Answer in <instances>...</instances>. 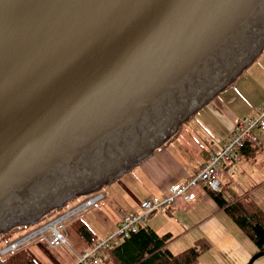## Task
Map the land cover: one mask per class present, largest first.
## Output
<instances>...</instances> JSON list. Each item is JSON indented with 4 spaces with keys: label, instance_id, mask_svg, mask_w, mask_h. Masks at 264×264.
<instances>
[{
    "label": "water",
    "instance_id": "obj_1",
    "mask_svg": "<svg viewBox=\"0 0 264 264\" xmlns=\"http://www.w3.org/2000/svg\"><path fill=\"white\" fill-rule=\"evenodd\" d=\"M263 49L264 0H0V236L139 165Z\"/></svg>",
    "mask_w": 264,
    "mask_h": 264
},
{
    "label": "crops",
    "instance_id": "obj_2",
    "mask_svg": "<svg viewBox=\"0 0 264 264\" xmlns=\"http://www.w3.org/2000/svg\"><path fill=\"white\" fill-rule=\"evenodd\" d=\"M222 103L218 98L215 99L207 106L210 109H206L205 113L211 115L212 118H215L214 115L219 116L226 124L227 131L223 140L218 141V138L213 140L209 134L211 139L203 138L199 134L201 130L193 128L191 119L183 125L177 136L167 139L154 149L151 156L107 185L108 198L118 200V206H120L117 211L118 223L115 232L119 229L124 215L140 212L143 201L163 197L174 184L183 183L193 177L199 168L210 160L212 153L226 146L240 121L258 114L260 109L264 108L262 105L259 109H251L241 116L237 114L230 116L229 108ZM249 113H253V115H249ZM198 125L201 126L199 123ZM203 125L202 123L201 128L204 131L206 128ZM183 130L186 131V134L183 133ZM197 135L200 137V141H198ZM185 136L188 137L185 139ZM241 154L240 159L233 167V173H225L226 175L222 179L228 180L234 175H242L244 170L251 172L250 189L254 194L252 201L263 206L264 134L259 133L258 144H248ZM120 179H122V183H120ZM204 187L199 191L193 190L197 196L195 200L186 202L184 199H177L166 213L152 215L148 227L161 237L167 234L172 236L167 242V249L175 255L193 246L196 241L206 239L211 243V247L201 257L205 255L212 257L218 264H249L259 249L251 240L247 239L245 232L224 209L220 208ZM222 191L224 194L226 193L223 190V182ZM103 199H105L104 195ZM114 227L113 225L112 228L115 229ZM45 245L47 246L46 243ZM37 249L42 252L40 247ZM66 250L63 247L57 249L58 254H54L53 259L50 256H45L42 252L43 254L39 257L41 263H39L73 264L79 253L70 250L73 255H66Z\"/></svg>",
    "mask_w": 264,
    "mask_h": 264
},
{
    "label": "rangeland",
    "instance_id": "obj_3",
    "mask_svg": "<svg viewBox=\"0 0 264 264\" xmlns=\"http://www.w3.org/2000/svg\"><path fill=\"white\" fill-rule=\"evenodd\" d=\"M219 101H222V105L229 108L228 114L230 116H235L244 114L251 109H259L262 105H264V49L263 52L252 61V63L247 67L238 84L233 86L227 92L223 93L218 97ZM209 106V105H207ZM205 107L195 118H193L190 122L194 125L193 128L201 130L199 133L205 139L218 138V141L223 140L225 132L227 131L226 124L224 121L217 115H214L215 118H212L211 115L205 113L206 109H210ZM202 113V114H201ZM235 114V115H234ZM249 115H253V113H249ZM246 116V115H245ZM250 117V116H249ZM198 123L201 125L199 126ZM202 123L204 124L206 130H202ZM183 133L186 134V131L183 130ZM210 136H209V135ZM188 136H185V139ZM198 141H200V137L197 135ZM241 165V164H238ZM224 174L222 178L225 176ZM223 182V190H225V197L228 201H234L236 199H249L252 200L254 198V194L251 191V172L244 170L242 175L233 176L228 180L222 179ZM120 183H122V179H120ZM203 186L196 189H202ZM109 189L108 186H104L99 192L93 193L90 196L80 197L72 200L68 206L63 209L58 208L55 211V214L49 216L44 221L37 223L31 227L20 230L16 233L9 235L6 240L0 241V264L2 263V258L5 255H1V252L5 250L7 247H10L12 243H16L22 240L24 237L38 231L40 228L47 226L51 222L56 219L66 215L67 213L76 211L72 214L71 217L67 218L63 224L66 226L67 237L70 245L73 247L74 253H82L85 249L90 247V243L88 239L83 235L78 233L76 229L73 228L71 223L78 219L82 218L86 224L89 226L90 231L95 239L105 240L113 235L116 230V226L118 223L117 211L120 208L118 206V200H110L108 198ZM104 195L105 199H102L97 204L92 207L82 208V210H78L80 205L85 204L88 199H93L97 196ZM256 202V201H255ZM261 208L264 207L260 206ZM115 226L113 229L112 226ZM119 226V225H118ZM60 227V226H58ZM240 228V227H239ZM51 235V230H47L44 232L42 236L36 235L33 239L27 241L23 244V247L38 261L40 262L39 257L44 253L45 256L54 258V254H58L57 249L60 248H51L48 246L46 242V238ZM40 236V237H39ZM248 237V236H247ZM251 240L249 237L247 238ZM252 241V240H251ZM253 242V241H252ZM47 244V246L45 245ZM254 243V242H253ZM255 244V243H254ZM40 247L42 252L37 249ZM66 250V255H73L70 249L63 247ZM258 248V246H257ZM52 249V250H51ZM259 249V248H258ZM260 251V250H259ZM76 261V257H75ZM74 261V263H75ZM41 263V262H40ZM39 263V264H40ZM43 263V262H42ZM73 263V264H74ZM196 264H218L217 261L208 257L207 255L202 256L201 259L198 260ZM254 264H264V256L255 261Z\"/></svg>",
    "mask_w": 264,
    "mask_h": 264
},
{
    "label": "built area",
    "instance_id": "obj_4",
    "mask_svg": "<svg viewBox=\"0 0 264 264\" xmlns=\"http://www.w3.org/2000/svg\"><path fill=\"white\" fill-rule=\"evenodd\" d=\"M258 131L264 134V109H260L258 114L240 121L237 124L236 131L231 134L226 146L212 153L210 161L201 166L199 171L190 180L173 185L163 197H155L154 199L143 201L139 213L124 215L119 229L111 237L105 240H98L89 249L77 255L74 264H101L104 259H109L107 251L114 243L120 239L129 238L140 229L147 227L150 217L157 213H164L173 204L176 197L181 196L186 202L193 200L195 196L190 193V190L197 184L205 183L209 187L217 189L220 186L219 177L223 170L233 166L238 157L239 148L243 147L247 140H258L256 136V132ZM102 199V194L93 199L90 198L77 209L82 210V208L92 207ZM75 212L67 213L47 226L24 237L22 240L11 244L10 247L2 251V255H8L19 250L23 247L24 243L33 239L36 235L42 236L47 230H51V235L46 238L49 247H66L73 250L72 245L68 241L66 226L63 223Z\"/></svg>",
    "mask_w": 264,
    "mask_h": 264
},
{
    "label": "trees",
    "instance_id": "obj_5",
    "mask_svg": "<svg viewBox=\"0 0 264 264\" xmlns=\"http://www.w3.org/2000/svg\"><path fill=\"white\" fill-rule=\"evenodd\" d=\"M179 130L169 139H173L177 136ZM248 144L253 143L247 141L242 153L245 151ZM200 186L201 185H198L193 190ZM204 188L220 208L224 209L241 230H243L255 245L258 246L259 250L264 251L263 208L257 205L254 200L252 201L245 198L236 199L232 202L228 201L222 189L216 191L206 186ZM69 203L66 206H68ZM53 214H55V211L52 212L50 216ZM71 225L78 233L88 239L90 247L97 242L95 238H93L89 226L82 218L74 220ZM16 229L17 228L12 231ZM12 231L7 234H2L0 236V241L6 240ZM171 237L170 234L161 237L147 226L140 229L137 233L132 234L129 238L120 239L118 242L114 243L107 251L109 259H104L101 264H196L201 255L211 247V243L208 240L201 239L196 241L193 246L175 255L167 249V242ZM24 247L3 256L2 263L39 264Z\"/></svg>",
    "mask_w": 264,
    "mask_h": 264
},
{
    "label": "flooded vegetation",
    "instance_id": "obj_6",
    "mask_svg": "<svg viewBox=\"0 0 264 264\" xmlns=\"http://www.w3.org/2000/svg\"><path fill=\"white\" fill-rule=\"evenodd\" d=\"M201 94H203L202 93V91H200V92H198L197 93V98H200L202 95ZM180 112H175L174 113V115L175 116H177V114H179ZM167 122H170V119H168V120H166ZM164 123V122H163ZM157 127V129H159V127H164V124H161L160 126L157 124L156 125ZM152 134V133H151ZM150 134V135H151ZM149 135V136H150ZM140 145V144H139ZM119 159H121L120 157H115V158H112V159H109V160H111V162L110 163H108L109 164V167L107 168V169H105L104 170V173L102 174V175H108V174H110V173H112L113 171H114V169H113V167H114V163L115 162H117V161H119ZM106 166V165H105ZM84 174L81 176V175H79V178L80 179H74V180H72V181H67V182H65V184L62 186V190L61 191H59V192H57V193H55L54 195H51V196H48V197H45V198H43V197H39V198H41V200H39V202H41L42 203V201L43 202H48V201H50V199L52 198V197H54V196H56V197H58V195L60 194V193H62L63 191H70V190H77L78 188H80V186H81V184H80V182L81 181H83L84 179H82V178H84ZM82 179V180H81ZM35 201V200H34Z\"/></svg>",
    "mask_w": 264,
    "mask_h": 264
},
{
    "label": "bare ground",
    "instance_id": "obj_7",
    "mask_svg": "<svg viewBox=\"0 0 264 264\" xmlns=\"http://www.w3.org/2000/svg\"><path fill=\"white\" fill-rule=\"evenodd\" d=\"M264 109V108H263ZM259 133H262V132H256V136H257V138H258V140L257 141H251V143H253V144H258V142H259ZM263 134V133H262ZM248 141V140H247ZM246 141V142H247ZM246 142L244 143V146L243 147H241V148H239V150H238V157H237V159L235 160V162H234V164H233V166L231 167V168H227V169H225V170H223V172H222V174L220 175V177H219V182H220V186L217 188V189H213V188H211V187H209L208 185H206L205 183H199V184H197L196 186H194L193 188H191V190H190V193H192V194H194V196H195V198L193 199V200H195L196 198H197V196H196V194L193 192V189L194 188H196L198 185H201V186H206V187H209V188H211V189H213V190H216V191H219V190H221L222 189V181H221V178H222V176L226 173H230V174H232L233 173V167L235 166V164H236V162L240 159V155H241V153H242V151H243V148L245 147V145H246ZM210 161V160H209ZM208 161V162H209ZM207 162V163H208ZM206 164V163H205ZM204 164V165H205ZM203 166V165H202ZM200 169V168H199ZM199 171V170H198ZM197 171V172H198ZM192 178V177H191ZM190 178V179H191ZM189 179V180H190ZM177 184V183H176ZM175 185V184H174ZM177 199H184L183 197H181V196H179V197H176L175 198V200H174V202H173V204L171 205V206H173L174 205V203L176 202V200ZM185 200V199H184ZM193 200H191V201H193ZM190 201V202H191ZM170 206V207H171ZM170 207H168L166 210H165V212L164 213H166V211L170 208ZM161 214H163V213H161Z\"/></svg>",
    "mask_w": 264,
    "mask_h": 264
}]
</instances>
